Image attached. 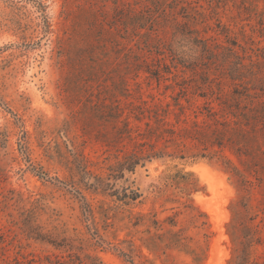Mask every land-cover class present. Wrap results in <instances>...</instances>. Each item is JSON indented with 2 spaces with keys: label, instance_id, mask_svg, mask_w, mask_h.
Returning a JSON list of instances; mask_svg holds the SVG:
<instances>
[{
  "label": "rangeland",
  "instance_id": "1",
  "mask_svg": "<svg viewBox=\"0 0 264 264\" xmlns=\"http://www.w3.org/2000/svg\"><path fill=\"white\" fill-rule=\"evenodd\" d=\"M191 1L0 0V264H236L244 230L264 264V126L224 138L241 176L210 141L120 166L175 147L134 108L264 95V0Z\"/></svg>",
  "mask_w": 264,
  "mask_h": 264
},
{
  "label": "trees",
  "instance_id": "2",
  "mask_svg": "<svg viewBox=\"0 0 264 264\" xmlns=\"http://www.w3.org/2000/svg\"><path fill=\"white\" fill-rule=\"evenodd\" d=\"M177 1H179L178 4L188 5L187 7H190L192 3L191 0ZM195 8V5L191 8L194 11L193 14H200ZM190 21L192 20L189 19L188 22ZM181 31L183 32V30ZM190 32L192 33L193 31L191 30ZM196 40L199 42L202 41L201 39ZM228 56L231 58L233 56L238 59L235 55V51H230V55ZM234 63L233 66H230L231 69L229 71V76L232 79H234L235 76V78H237L239 75V66H244L241 61H236ZM208 86H210V84ZM217 89L221 90L220 92L223 90L221 87H217ZM227 94L229 97L227 99L217 97L210 93L201 95L205 98V101L202 106L196 107V110H194V120L192 119L189 123L180 119V115L183 114L185 106L180 102L179 97H173V103H169L166 106V109L158 108V106H156L157 108L155 107L156 110L145 109L143 107L144 111L140 112L134 108V111L140 114V116H144L145 114L146 117L155 121V123L161 127V131L156 135V138H162V136L163 138L167 137L169 138L168 142L175 147L172 151H166V149L162 148L156 149L155 151L148 149L145 153H130L123 158V161L120 164L122 169L131 172L136 165L144 164L146 161H150L153 158H160L165 155L181 159L188 156L193 158H207L210 153L208 151H193L189 147L185 149L183 148L186 144L193 147L194 145L198 146L206 141H210L218 148L217 150H211L212 155L225 158V163L228 165L229 170L235 175L241 176V170L235 166L230 159L224 157L221 154V150L222 148L227 147L236 154V156H240L241 153L238 149H233L224 138H228V135L233 134L240 135V131L242 130L246 132H257L261 130L260 126H264V101L262 99V96L264 95L258 93V97L253 96L255 93H242L238 88L232 89ZM221 95L222 93H220V96ZM256 97L258 99L257 103H255ZM243 103L244 106H240V104ZM170 114L174 116V122L168 119ZM246 120H252L253 123H245ZM137 197L138 193L133 189H130L129 193L125 192V198H127L126 201L128 202L135 200ZM248 236L247 231L244 230L241 235L239 253L235 260L236 264H244L249 257L250 249L248 247L250 246V240Z\"/></svg>",
  "mask_w": 264,
  "mask_h": 264
},
{
  "label": "bare ground",
  "instance_id": "3",
  "mask_svg": "<svg viewBox=\"0 0 264 264\" xmlns=\"http://www.w3.org/2000/svg\"><path fill=\"white\" fill-rule=\"evenodd\" d=\"M198 170V169H197ZM208 170V169H207ZM209 178V177H208ZM211 178V177H210ZM221 178V177H220ZM221 179H223V178H221ZM220 181H222V180H220ZM219 220V219H218ZM219 226V225H218ZM220 227V226H219Z\"/></svg>",
  "mask_w": 264,
  "mask_h": 264
}]
</instances>
